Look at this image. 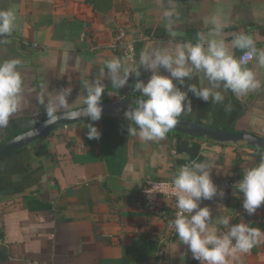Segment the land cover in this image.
<instances>
[{
	"label": "crops",
	"instance_id": "obj_1",
	"mask_svg": "<svg viewBox=\"0 0 264 264\" xmlns=\"http://www.w3.org/2000/svg\"><path fill=\"white\" fill-rule=\"evenodd\" d=\"M101 3L109 5L108 0ZM118 3L120 8L113 3L98 10L94 0H0V10L12 9L17 15L15 31L0 43V61L22 60L29 101L9 125L23 119L25 126L45 117L37 103L39 93H54L69 81V109L83 106V83L96 78L106 60L126 56L113 46L117 26L125 28L136 60L146 46L169 42L163 18L168 0ZM176 7L180 20L174 25L175 42H195L198 32L211 27L205 26V18L220 11L227 22L226 40L248 33L257 48H264V0H176ZM242 53L235 50L237 57ZM257 71L264 82V68ZM150 76L141 68L140 77L133 74L121 89L106 79L101 102L137 98L134 84L138 79L147 83ZM187 83L209 86L202 74ZM224 95L222 104L212 105L189 93L193 112L182 118L264 136V87L246 96L230 90ZM88 122L57 129L0 160V264H199L177 242L178 236L171 235L175 201L164 200L163 212H152L141 192L145 181L171 179L193 159L211 163L212 178L225 193L202 201L201 207L210 206L214 218L228 215L232 224L243 218L264 229V205L248 215L242 193L233 187L244 167L257 164L264 151L173 131L158 142L141 141L128 132L124 115L93 122L102 136L89 140ZM6 140L7 128L0 129V144ZM240 264H264V243Z\"/></svg>",
	"mask_w": 264,
	"mask_h": 264
},
{
	"label": "clouds",
	"instance_id": "obj_2",
	"mask_svg": "<svg viewBox=\"0 0 264 264\" xmlns=\"http://www.w3.org/2000/svg\"><path fill=\"white\" fill-rule=\"evenodd\" d=\"M163 18L171 38L169 42L146 46L139 53L138 60L132 56L106 60L98 76L83 83L82 108L61 112L70 107L69 98L73 94L70 81L69 86L54 93L42 90L37 103L46 112L44 126L56 125L61 119L87 117L91 121L85 126L87 138L99 140L102 133L93 122L102 118L104 81L107 79L113 88L121 89L128 85L133 74L140 77L141 68L151 72V76L147 83L136 81L134 90L140 98L124 112L129 122L128 132L141 141H161L181 124L180 118L193 112L189 93L216 105L224 102L225 91L246 96L264 87L257 71V68H264V48H257L256 40L248 33L234 34L230 41L226 40L225 13L218 11L205 18V26L211 27L198 32L195 42H175L174 25L180 20L176 0H168ZM16 27V12L0 10V37H3L0 43L7 42ZM235 50H240L243 55L237 57ZM250 61L254 62L253 67H249ZM22 63L19 58L0 61V129L7 128L29 104ZM201 74L209 86L187 83ZM182 86H186V90ZM226 110H231L230 104ZM20 139L17 137L18 141ZM212 169L209 161L193 159L176 171L171 181L176 212L168 227L178 236L177 242L186 245L199 264H240L244 255L264 243V229L251 226L243 218L236 224L231 223L233 217L228 215L214 218L210 206H200L204 200H213L217 196L223 198L225 194L214 182ZM233 187L237 194L242 193L244 211L248 215L255 214L264 205V158L251 167H244L242 179ZM147 192L149 195L154 193Z\"/></svg>",
	"mask_w": 264,
	"mask_h": 264
},
{
	"label": "water",
	"instance_id": "obj_3",
	"mask_svg": "<svg viewBox=\"0 0 264 264\" xmlns=\"http://www.w3.org/2000/svg\"><path fill=\"white\" fill-rule=\"evenodd\" d=\"M136 100L138 99L131 98V99L103 101L102 118L117 117L124 115V112L130 106H133ZM82 107L83 106L68 110H76ZM68 110H63V111H68ZM46 119H44L34 127L26 131H23L18 135L1 143L0 160L8 155H11L21 150L27 145L42 139L43 137L49 135L50 133L54 132L57 129L78 122L89 120L87 117L84 118L80 117L77 119H61L56 125L45 127L44 122ZM180 119L182 120L181 124H178L177 127L173 129L180 133L190 134L196 137H209L210 139L218 142H233V143L246 142L250 146L264 149V136L262 135H257L255 133L245 132V131L225 130L210 124H206L200 121L185 119L182 117ZM36 130H38V132ZM17 137H21V139L18 141Z\"/></svg>",
	"mask_w": 264,
	"mask_h": 264
},
{
	"label": "built area",
	"instance_id": "obj_4",
	"mask_svg": "<svg viewBox=\"0 0 264 264\" xmlns=\"http://www.w3.org/2000/svg\"><path fill=\"white\" fill-rule=\"evenodd\" d=\"M126 32L123 26H117L114 29V44L113 46L120 50L126 56H132L134 53V46L131 42L126 41ZM243 53L241 54V56ZM251 62V61H250ZM249 62V63H250ZM172 178L168 180H154L150 179L145 181L142 186L141 192L144 200L145 207L152 212L162 213L161 202L167 199L174 200L175 197L172 195ZM154 186V187H153ZM154 192L151 195L147 191ZM176 208L172 213V219L175 218ZM171 235H175L173 229H171ZM38 264V263H35Z\"/></svg>",
	"mask_w": 264,
	"mask_h": 264
},
{
	"label": "trees",
	"instance_id": "obj_5",
	"mask_svg": "<svg viewBox=\"0 0 264 264\" xmlns=\"http://www.w3.org/2000/svg\"><path fill=\"white\" fill-rule=\"evenodd\" d=\"M104 0H101V2H103ZM99 2V0H94V6L95 8H97L98 10H101V9H104V8H108L110 5H113L116 4V6L118 8H120L119 6V3H118V0H108L109 2V5L107 7H104L103 4ZM137 98H140V95H137ZM47 116L33 122V123H30L28 125H23V119H16L15 121H13L11 123V125H9L7 127V140L18 135L19 133L23 132V131H26L32 127H34L35 125H37L38 123H40L41 121H43L44 119H46ZM223 129L225 130H230L231 128H228V127H223ZM175 134H179V135H184L183 133H180L178 131H175V130H172ZM185 135H188V134H185ZM189 136H194V135H189ZM201 138H204V139H209L211 140L209 137H201ZM220 143H226V142H220ZM247 144V143H246ZM248 145V144H247ZM249 147L251 148H254V149H257V150H261V151H264V149H261V148H257V147H254V146H250L248 145Z\"/></svg>",
	"mask_w": 264,
	"mask_h": 264
},
{
	"label": "rangeland",
	"instance_id": "obj_6",
	"mask_svg": "<svg viewBox=\"0 0 264 264\" xmlns=\"http://www.w3.org/2000/svg\"><path fill=\"white\" fill-rule=\"evenodd\" d=\"M243 144H246V142H242Z\"/></svg>",
	"mask_w": 264,
	"mask_h": 264
}]
</instances>
